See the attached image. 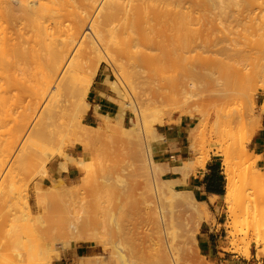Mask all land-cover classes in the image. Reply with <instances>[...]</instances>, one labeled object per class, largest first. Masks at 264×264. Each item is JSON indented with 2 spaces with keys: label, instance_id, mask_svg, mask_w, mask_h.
Here are the masks:
<instances>
[{
  "label": "bare ground",
  "instance_id": "6f19581e",
  "mask_svg": "<svg viewBox=\"0 0 264 264\" xmlns=\"http://www.w3.org/2000/svg\"><path fill=\"white\" fill-rule=\"evenodd\" d=\"M214 31L219 32L216 42L222 46L216 48L215 52L211 49L212 57L209 54L207 58H203L208 63L206 66L202 65V57V62L197 63L192 59L193 54L199 50L204 52L201 44H214ZM261 32H264V0H0V260H5L6 264L52 263L50 248H47L50 243H43L46 240L42 237L45 232L39 234L40 228L45 227L41 223L40 227L35 222L34 208L28 203V195L18 189V183L24 177L22 173L32 171L28 168L35 164L34 161L42 149L41 143L47 136L65 127L63 143L51 159L58 155L61 161L57 166L60 171H66L68 163L78 166L80 160L77 162L67 156L64 144L82 147L94 140L97 134L93 131L102 128L100 122L104 128H108L112 126V121L126 131L132 130L131 124L139 121L143 125L144 133L151 129L153 123L163 124L161 115L145 121V110L138 104L136 96L134 98L137 103L127 90L132 100L126 102L117 83L108 79L107 85L119 99L120 105L113 117H109V114H97L95 116L98 121L95 126L83 124L82 119L90 108L86 98L101 63H116L117 59L125 57L128 63L133 59L131 65L125 67L126 74L140 79L145 73L146 65L157 61L156 59L190 60L201 64L192 67L188 65L190 69L187 70L191 76L188 84L194 86L195 81L203 83L210 93L218 94L214 98H220L222 103L227 98V105L232 100L236 104L233 110L236 112L231 111L230 115L227 114L225 106L216 107L217 110L220 109L216 110L218 113H223L225 109L226 115L215 113L216 116L211 122L212 128L220 133L221 127L230 128L237 121H243L241 123L247 142L260 127V114L256 112L255 99L264 90V63L260 62V56L264 55V48L260 44L264 43L258 42L261 49H257L254 44L260 38ZM213 47L215 49L216 45ZM145 61L147 64H144ZM128 67L133 75L128 74ZM225 75L230 80H226L228 86L224 81ZM235 85L239 88L237 86L238 89H235ZM133 86L134 84L133 94L137 95ZM229 98L233 99L228 100ZM82 129L87 131L81 132ZM217 135L220 136L218 133ZM19 142L21 147L7 167ZM148 143L145 160L151 182L148 183L147 192L160 201L162 187L158 185L155 161L151 157L150 142ZM245 143H241L235 150L244 168L233 170L228 161L229 156L225 153L223 203L227 211L231 210V205L236 204L245 216L244 237L250 235V238L242 255L248 259L250 245L264 250V209L257 208L259 199L263 198L264 201V170L256 168V157L246 149ZM50 160L42 165V176L47 173L46 166ZM204 161L205 158L202 157L196 164L185 162L182 168L176 167L173 170L183 172L181 174L184 177L196 168L203 169ZM32 168L36 170L35 165ZM85 176L86 173L81 174V179L85 181L84 183L80 179L83 185L89 184L84 179ZM62 182V179H52L51 184L46 187L48 194L55 196L53 202L46 204L49 203L52 209L62 210L69 217V224L63 229L65 234L68 232L79 235L81 231L76 220L83 210V202L81 197L74 194L79 188L67 191ZM179 183V180L171 179V185L166 187L170 191L169 201L183 205L181 207H186L198 219L203 218L202 213L207 205L195 200L188 191H184L186 197H180L183 193L176 189ZM86 185L76 186L83 189ZM41 188L44 190V187ZM34 194L40 196L45 193L41 194L40 188L36 187ZM214 200L209 201L213 203ZM35 203L41 209V202ZM46 204L42 205V209L43 206H48ZM58 211L55 209L54 213ZM153 214V223L158 226L159 234L173 239L174 234L168 232L162 206L158 205ZM149 217L152 218L151 215ZM226 227L234 250L239 239L234 238L242 228L238 229L234 218L228 220ZM47 234L49 232L46 236ZM85 235L81 236L84 238ZM162 237V245H156L163 249L153 252V256L157 255L151 258L156 260H151L156 261L155 264H158L157 260L161 264H177V257L172 251L174 245L171 246L168 238L165 240L169 243L167 246ZM40 240L43 245L39 244ZM239 244L242 245L243 242ZM123 257L118 256L120 264L126 263Z\"/></svg>",
  "mask_w": 264,
  "mask_h": 264
},
{
  "label": "rangeland",
  "instance_id": "374dc122",
  "mask_svg": "<svg viewBox=\"0 0 264 264\" xmlns=\"http://www.w3.org/2000/svg\"><path fill=\"white\" fill-rule=\"evenodd\" d=\"M216 32L218 31H214V33L212 32V41H214L212 43L216 45L215 49L213 47L214 44L209 46V43L206 42L207 44L200 45L203 46L202 48L204 52H201L198 49L199 51L193 54L192 59L197 61V63H200L203 60L202 65L206 66L208 63L204 61V59L208 57L207 55L210 54L212 57V51L217 50L222 46L216 42V39L219 37V32ZM255 42L256 44H254V46L256 45L257 49L264 48V45L260 44L264 43V32L260 33V38L258 37V40H255ZM258 42L261 48L258 45ZM202 48L200 47L201 50ZM137 51L140 50L138 49ZM151 53H153V51ZM201 57L202 60L200 59ZM260 57L262 59L260 62L264 63V55ZM132 58L133 57H130V59ZM125 60H127L126 57L123 59H117L116 63H101L98 71L100 70L103 72L107 79L117 83L118 87L125 95L126 102L132 100L128 95L127 90L132 94L133 98L136 96L138 104H140L145 110V121L148 122L152 117L160 115L164 123H171L173 122V118L177 119L178 116L190 119L193 124L190 126L188 134V138L191 141L189 149L198 154L194 163H198L200 158L204 157L205 166L210 155L219 158L224 187L225 155L228 154V161H230L233 170L237 171L244 168V166L240 164V160L235 154V150L246 142L247 135L244 134L245 129L241 123L243 121H237V123L230 128H227L226 126L225 128L221 127L222 131L219 129L220 133L219 131L215 132L211 126V122L216 114H219L220 112L222 113V111H219V113L216 112V107L218 108V106L219 108L220 106L223 108L225 106L227 111L225 109L224 111H226L228 115L232 112H236V110L233 111L236 106L234 100H232L233 104L231 101L230 103L228 101L229 105H227V98H225V104L222 103V101L219 100L220 98L218 99V97H216L218 94L210 93L209 90H207L209 88L205 87V84L203 83L199 84L198 81H195L196 84L194 86H190L188 84V79H190L191 76L187 70L189 68L188 65L190 64L191 67L193 65H201L196 64L194 61H179L164 58L160 60L156 59L157 61H152L153 63L149 62L148 66L146 65L142 80L133 75L129 71V67L127 68V72L128 74L133 75L134 78L132 76L129 77V75L127 76L125 67L131 65L130 62H133V59L128 63ZM146 61L144 64H147ZM148 61H150V59ZM228 78V75H225L224 81ZM126 81H129V83ZM130 82H133L137 95L133 94V84L130 85ZM105 83L107 84L106 80ZM182 85L184 88H182ZM228 85L229 83L227 86ZM237 86L235 85L234 88L238 89L239 86L238 88ZM241 88L243 87H240V89ZM245 89H242V91H246ZM237 92L239 91L237 90ZM110 94V100L117 110L120 101L111 90ZM214 95H216L215 97L218 100L214 98ZM262 95H264V90L258 93L255 99V109L257 113V101ZM184 98L185 102H183ZM230 99L233 98H229L228 100ZM134 100L136 101L135 98ZM86 101L88 102V99ZM221 110L223 109L221 108ZM224 111L222 114L226 115L224 114ZM114 113L109 115V117H113ZM164 113H167L168 115L170 114V118ZM97 121L98 119L93 121L87 118L82 119L83 124H89L91 126H95ZM127 122L128 120H126L125 124H127ZM99 125L102 127L101 129H97L96 132L92 130L97 134L96 138L82 145L84 150L81 146H76L79 157L76 161L78 162L80 160L79 163L81 164L78 163L80 166L77 164L79 167L75 166L80 170L79 176L71 181L66 182L63 180L62 182L63 187H66L65 190L67 191H71V189L74 190L75 187L76 189L79 188L77 189V193L76 190L75 192L72 191L74 194L81 197L83 202V210L79 215V218L76 220V225L79 231H81L79 232V235L77 233L72 235L68 232L65 234L63 231L64 227L69 224V217H67V214L62 213V210L60 211L59 209L58 211L55 207L54 208L58 213H54L55 209H52V206H49V201H52L55 196L48 194L45 189L51 184L52 180L50 183L43 185L42 180L47 176L48 172L46 174L44 173L42 176L40 170L42 165L55 155L56 149L63 143V134L65 132L64 126L59 128V131L56 133L47 136L41 143L42 149L34 161L36 170L33 169L34 167L32 168V166H34L32 165L28 170L31 169L33 172L26 170L27 172L22 173V176L24 177H21L22 179L18 183V189L23 194L28 195V203L34 208L33 217L36 220L35 222H38V225L41 223V226L43 225L45 227L44 229L39 225L41 227L39 234L45 232L44 235L41 234L43 240H45L44 237L46 238L43 243H50V247L47 246V248H50L51 264H120L118 258L119 255H122V257L124 256L123 259H125L124 261L127 264H155L156 261L153 262V260H156V258L154 259L153 257L157 254L153 256V252L156 253L155 251L160 250V246L158 248L157 246L162 245L160 242L162 235L159 234V231L157 230L158 226L155 225L156 223H153V219H155L153 212L158 205H161L164 211V218L166 219L165 223L167 224V229L169 228L168 232L171 231L174 234L173 239L171 237L164 238L163 236L162 238H164V241H162L168 244L167 246H169L170 242L171 246L174 245V247L172 246L174 249L172 251H174L173 253L177 257L176 259L179 264H221L224 259L231 256H237L240 260L249 261L252 254L254 255L259 251H264L255 248L252 244L249 247V258L246 259L242 255L245 251V244L250 238V235L247 238L244 237L245 216L239 211V207L236 204L230 206L231 210H226V206L223 203L224 188L223 194L217 204L213 207L207 206L204 212L202 210V220L200 218L199 220L198 216L190 214L186 207H181L183 205H176L169 201L168 198L170 197V191L166 187L171 185V180L164 179L165 170L158 163L156 165V162L154 167H156V178L157 181H159V184H157L162 187L160 201H157L153 194L147 192L148 183L151 182V178L147 171L145 150L147 149L146 145L149 144L148 142H150V144L152 142L151 133H153L154 129L156 130L157 125L154 123L151 124L152 127L147 132L148 134L144 133L145 130L142 128L143 125H140L139 121L131 124L133 129H130L132 130L128 129L126 131L122 126L115 125L112 121H110V125L112 126H109L108 128H104L101 122ZM86 131L87 129L81 130V132ZM124 132H126V134ZM186 132H188L187 129ZM217 133L220 135L219 137ZM250 140L245 143L247 150ZM64 146L65 152V150L72 145L64 144ZM20 147L21 145L19 142L13 155L9 159L7 167H9L14 160ZM54 158H59V156L57 155ZM54 158H52L50 162L54 160ZM5 171H7V168ZM26 173L31 176H26ZM35 173L38 174L36 175ZM82 173H86L84 179L89 182V184L87 183L88 186L84 184L86 185L83 188L84 190L79 187L84 186L82 184V181L84 180L81 179ZM86 177H89L90 179H86ZM94 180L97 182H93ZM77 184H79L78 187L76 186ZM36 187L40 188L41 194L42 192L45 194L36 196L34 194ZM41 187H44V190ZM179 191L183 193V195L180 194V197H186L187 194H185L184 191ZM55 200L56 199H54V201ZM36 201L41 202V209L39 207L40 205L38 207L35 206ZM46 202L49 203L46 204ZM259 202L257 203V208L264 209L263 198H260ZM43 204L48 206H43L44 208L42 209ZM50 209H52L51 212ZM45 210L48 211L46 212ZM150 215L151 217L153 216L151 219L149 217ZM232 218H234L238 229L242 228V231L238 234L239 236L237 235L234 238V240L239 238L236 243L239 247H235L237 249L236 251L235 248L233 250L231 247V238L227 236L229 230L227 229L226 224L228 220L231 221ZM114 224L116 226L118 225V228ZM206 231H208L209 234L205 239L203 236ZM47 232H49V234L46 236ZM82 232L90 237L91 240H89L85 234V237L83 238L82 236L84 235L80 234ZM168 238L169 243L166 242V239ZM41 240V243H38L43 245V240ZM205 241H207L206 245H204ZM238 241L239 243L243 242V244L240 245ZM75 247L81 248L80 255L77 257L73 254V249ZM151 256L153 257L151 258ZM256 259H258L257 256ZM151 261L153 263H151ZM157 262L158 264L160 263L158 260ZM3 263H5V260ZM3 263L1 262V264Z\"/></svg>",
  "mask_w": 264,
  "mask_h": 264
},
{
  "label": "crops",
  "instance_id": "0c3cea01",
  "mask_svg": "<svg viewBox=\"0 0 264 264\" xmlns=\"http://www.w3.org/2000/svg\"><path fill=\"white\" fill-rule=\"evenodd\" d=\"M106 79V75L99 70L87 95L90 108L84 118L93 121L97 119V116H95L97 114L112 115L115 112L116 108L110 100L111 94L108 85L105 83ZM262 105L263 107L261 108ZM94 106L96 107L94 108ZM257 108L258 114H260V127L254 132L248 144V150L256 157V168L264 170V95L258 98ZM180 117L178 116L177 119L173 118L171 123L163 122L162 125H157L156 130L154 129L153 133H151L153 138L150 144L151 157L165 170L164 179L179 180L180 183L176 186L177 190L188 191L198 202L213 207L220 200L224 188L219 158L210 155L204 169L196 168L194 171H189L184 177L181 174L183 172L179 173L180 171L175 172L173 170L176 167L182 168L185 162L194 163L198 156L197 153L189 149L191 141L188 138V132H186V129L189 131L193 123H191L190 119ZM159 136L162 137L160 138ZM65 154L74 160L79 159L76 146L68 147L65 150ZM60 161V158H54L48 163L46 167L48 174L42 180L43 185L50 183L52 179H62L67 182L79 176V168L69 163L66 171H60L59 166H57ZM182 181L183 184L181 183ZM211 198L215 199L213 203L210 202ZM204 233L203 237L206 239L209 232L206 231ZM206 244L207 241L204 242V245ZM80 252V247L73 249V254L76 257L80 255ZM256 255L258 259H256ZM221 264H264V251L252 254L249 261L240 260L237 256H231L224 259Z\"/></svg>",
  "mask_w": 264,
  "mask_h": 264
},
{
  "label": "trees",
  "instance_id": "16d2710c",
  "mask_svg": "<svg viewBox=\"0 0 264 264\" xmlns=\"http://www.w3.org/2000/svg\"><path fill=\"white\" fill-rule=\"evenodd\" d=\"M89 125V124H88Z\"/></svg>",
  "mask_w": 264,
  "mask_h": 264
}]
</instances>
